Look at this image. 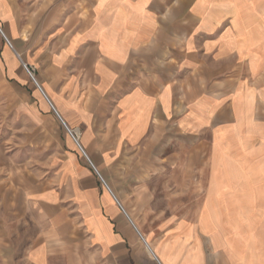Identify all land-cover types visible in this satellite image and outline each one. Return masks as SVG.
<instances>
[{
    "label": "crops",
    "instance_id": "1",
    "mask_svg": "<svg viewBox=\"0 0 264 264\" xmlns=\"http://www.w3.org/2000/svg\"><path fill=\"white\" fill-rule=\"evenodd\" d=\"M50 4L41 5L64 25L66 45L41 90L110 191L72 152L40 165L19 159L0 130L8 256L264 264V0ZM44 121L56 137L57 121Z\"/></svg>",
    "mask_w": 264,
    "mask_h": 264
},
{
    "label": "rangeland",
    "instance_id": "2",
    "mask_svg": "<svg viewBox=\"0 0 264 264\" xmlns=\"http://www.w3.org/2000/svg\"><path fill=\"white\" fill-rule=\"evenodd\" d=\"M44 1L0 0V28L11 43L10 45L7 42L0 31L2 145L7 149L10 145H17L19 159H28L38 165L62 159L64 155L68 156V152L76 154L79 161L88 163L80 149L83 146L81 138L74 139L71 136L49 99L40 89L42 85L40 78L43 74L48 73L51 56L56 55L66 45V42L58 38L59 34L65 32L64 25L51 20L53 11L49 5H41ZM58 1L67 4L68 2L73 3L74 0H51L50 5H54ZM65 12L72 14L73 11L67 9ZM68 28L70 27L67 26L66 29ZM12 31H14V35ZM24 65L30 68L40 87L33 81ZM15 68L18 78L13 76ZM36 91L47 103L51 109L50 112L41 110ZM51 117L57 121L60 127V130L56 128V137L50 136L51 131L55 128L53 123L44 121ZM130 156L136 159L135 154ZM88 165L91 167L89 163ZM100 172L106 179L104 171L100 170ZM121 172L120 169L112 171L113 177L119 183L122 179ZM0 264L25 263L11 259L8 256V250L4 249L0 243Z\"/></svg>",
    "mask_w": 264,
    "mask_h": 264
},
{
    "label": "built area",
    "instance_id": "3",
    "mask_svg": "<svg viewBox=\"0 0 264 264\" xmlns=\"http://www.w3.org/2000/svg\"><path fill=\"white\" fill-rule=\"evenodd\" d=\"M0 31L1 33L3 34L1 28H0ZM3 36L5 37V35L3 34ZM6 38V37H5ZM7 42L11 45V43L9 42V40L6 38ZM26 71L30 74L31 78L33 79V81L38 85V83L36 82L30 68L27 66V65H24ZM40 87V86H39ZM41 89V88H40ZM56 112V111H55ZM64 124V122H63ZM65 125V124H64ZM66 129L68 130V132L71 134V136L74 138V139H77L75 137V135L73 134V132L71 130H69V128L65 125ZM83 154L85 155V157L87 158L89 164L91 165L92 169L95 171V173L97 174L98 178L100 179V181L102 182V184L105 186V188H107L109 191H110V188L109 186L107 185L106 181L104 180V178L102 177V175L100 174V172L95 168V166L93 165V163L90 161V159L86 156L85 152L83 151Z\"/></svg>",
    "mask_w": 264,
    "mask_h": 264
}]
</instances>
